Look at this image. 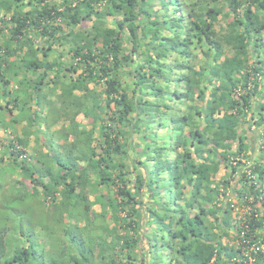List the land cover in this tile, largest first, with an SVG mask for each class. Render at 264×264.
<instances>
[{"label":"trees","instance_id":"1","mask_svg":"<svg viewBox=\"0 0 264 264\" xmlns=\"http://www.w3.org/2000/svg\"><path fill=\"white\" fill-rule=\"evenodd\" d=\"M261 100L264 0H0V264H264Z\"/></svg>","mask_w":264,"mask_h":264},{"label":"rangeland","instance_id":"2","mask_svg":"<svg viewBox=\"0 0 264 264\" xmlns=\"http://www.w3.org/2000/svg\"><path fill=\"white\" fill-rule=\"evenodd\" d=\"M106 19H110V16H108ZM53 47H54V45H52ZM54 57H56V53H53L52 55H51V58H54ZM259 99V98H258ZM261 102H264L263 100H261ZM1 105L2 106H4L5 105V101H3V102H1ZM264 114V113H263ZM77 121L78 122H80V123H82V124H88V122H87V120H84L83 118H82V116H78L77 117ZM24 124L25 123H23L22 125L24 126ZM2 126V125H1ZM13 127H15V126H13ZM20 128H21V125L19 126V127H17V131L19 132L20 131ZM59 128V126H52L51 128H50V131H53V130H55V129H58ZM10 129L8 128V129H6V132H4V131H2V130H0V143L1 142H3L4 141V139H6V138H9V137H11V136H13L11 133H10ZM259 131H260V128L259 129H257L256 127H254V126H252L251 127V130H250V133L248 134V142H250L251 144H252V146L254 147V148H256L257 150L258 149H260V147H261V145H260V142H262V141H264V139H262L263 138V136L261 135V137H258L257 136V133H259ZM29 140H30V147L32 146L33 147V144H34V136L32 135V136H30L29 137ZM264 144V143H263ZM263 146V145H262ZM260 151H257L256 152V154H255V156H257L258 157V155H260ZM130 157L131 158H136V157H138V155L137 154H134L133 152H131L130 151ZM262 154H264V152L262 153ZM6 159H4V161H5ZM219 175H220V173H219ZM227 195H229L228 194V192H226V196ZM232 196V195H231ZM222 198V200L224 201V202H228V199H226V197H221ZM39 199H40V197L39 196H34V198H31V197H29V200H28V203H27V206H35V203H36V201H39ZM143 199L145 200V197H143ZM230 201H229V206L230 207H232V209H233V211H232V213H231V216H232V218L233 219H236V218H238L239 216H241V215H243L245 212H246V210H244L243 209V206L239 203V201H237V199H236V197L233 195L232 196V198L231 199H229ZM95 209H98V207H95ZM230 227V229H232V231H234L235 229H234V227H233V225H230L229 226ZM232 234V233H231ZM230 238V237H229ZM229 245H233V246H236L237 245V241L235 240V238H231L230 240H229ZM264 247V246H263ZM263 247H261V249H263ZM147 248H145V246H144V250H146ZM156 250H159V249H156ZM166 258H164V261L166 262Z\"/></svg>","mask_w":264,"mask_h":264},{"label":"built area","instance_id":"3","mask_svg":"<svg viewBox=\"0 0 264 264\" xmlns=\"http://www.w3.org/2000/svg\"><path fill=\"white\" fill-rule=\"evenodd\" d=\"M260 249H261V247L251 246V248H249V252L256 253V252L259 251ZM261 250H262V249H261Z\"/></svg>","mask_w":264,"mask_h":264}]
</instances>
